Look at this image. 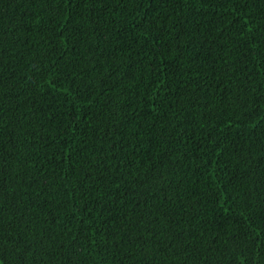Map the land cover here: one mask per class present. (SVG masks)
Returning a JSON list of instances; mask_svg holds the SVG:
<instances>
[{
  "label": "trees",
  "instance_id": "1",
  "mask_svg": "<svg viewBox=\"0 0 264 264\" xmlns=\"http://www.w3.org/2000/svg\"><path fill=\"white\" fill-rule=\"evenodd\" d=\"M0 264H264V0H0Z\"/></svg>",
  "mask_w": 264,
  "mask_h": 264
}]
</instances>
